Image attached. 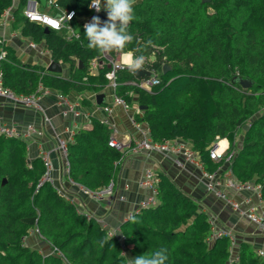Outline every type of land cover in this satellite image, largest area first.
<instances>
[{"label": "trees", "instance_id": "trees-1", "mask_svg": "<svg viewBox=\"0 0 264 264\" xmlns=\"http://www.w3.org/2000/svg\"><path fill=\"white\" fill-rule=\"evenodd\" d=\"M27 0L15 12L22 34L44 42L57 62L68 63L64 77L40 64L25 63L0 41L3 83L16 94H31L39 86L67 95L72 91H100L109 85L110 59L87 47L84 20L91 0H55L73 10L76 36L66 30L45 31L23 15ZM14 0H0V17ZM23 7V8H22ZM135 19L128 26L133 37L124 52L152 41L144 52L145 67L155 68L160 83L146 90L125 66L117 73L116 94L131 105L135 95L143 107L136 121L149 126L153 141L182 139L192 144L205 167L216 170L209 148L227 138L233 152L232 171L240 181L261 184L264 200V0H137ZM124 52L107 53L112 60ZM100 66L92 69L93 60ZM82 63V66L80 65ZM168 63L171 70L163 73ZM251 85L244 87L241 80ZM246 126L241 146L237 137ZM111 130L93 117L68 142V176L92 190L115 181L126 154L109 145ZM42 157L29 159L26 142L0 133V264H130L140 255L166 248V264H264V255L248 241L240 242L232 257L227 236L211 237V220L197 200L159 171L157 203L124 220L118 234L94 216L79 211L46 179ZM5 179V181H4ZM40 234L58 253L42 254L25 244L30 230ZM103 246H101V242ZM234 258V260H232ZM232 260V261H231Z\"/></svg>", "mask_w": 264, "mask_h": 264}, {"label": "crops", "instance_id": "crops-1", "mask_svg": "<svg viewBox=\"0 0 264 264\" xmlns=\"http://www.w3.org/2000/svg\"><path fill=\"white\" fill-rule=\"evenodd\" d=\"M20 5L21 0H14L12 7L5 10L0 17V40L12 47L22 62L40 64L48 68L53 61L51 52L46 49L44 42H36L32 37L24 36L23 23L16 21L14 12L21 7ZM41 8L49 12L54 11L46 5ZM123 56L124 53L120 54L118 59L124 61ZM61 63L63 70L58 74L68 77L70 66L68 63ZM59 94L61 93L53 88L42 92L39 102L41 108L15 105L9 99L0 96V115L8 124L16 126L24 134L30 125L36 128V133L22 137L28 147L29 159L42 157L45 153L49 154L51 160L49 180L64 198L76 205L79 211L96 217L109 229L118 230L121 223L137 211L141 203L151 194L150 189L141 188L138 181L146 169L152 168L157 173L162 171L167 174L178 187L197 200L200 209L205 211L209 219L215 221L218 227L232 229L238 239L237 250H240L242 241H248L256 250L264 249V230L258 228L249 219L240 216L224 200L208 191L206 181L196 164L188 163L185 168H180L173 156L160 153L131 155L126 152L125 159L119 164L120 170L115 179L116 186L112 198L107 197L97 201L83 194L66 173V156L59 150L60 141L64 140L68 144L73 140L77 130L91 126L93 117L106 121L111 130V137L125 145L149 134V126L146 122L136 121L134 118L136 114H143L137 95L134 96L130 108L125 109L113 101V90L109 86L97 92L72 91L65 96L70 103L78 104L82 115L76 117L69 111L67 105L61 103ZM98 94L104 95L101 104L96 100ZM104 106H108L110 110H105ZM245 129L246 126H243L238 134V146L242 144ZM221 140L223 146L229 148L228 139ZM185 142L193 148L190 142ZM227 193L240 202L250 197L251 202L243 204L244 207L257 205L260 210L264 209V200L260 201L251 192L227 189ZM118 235L121 236V233L119 232ZM24 241L26 245L38 249L44 255L52 252L51 243L36 233L28 234Z\"/></svg>", "mask_w": 264, "mask_h": 264}, {"label": "built area", "instance_id": "built-area-1", "mask_svg": "<svg viewBox=\"0 0 264 264\" xmlns=\"http://www.w3.org/2000/svg\"><path fill=\"white\" fill-rule=\"evenodd\" d=\"M106 0H101L102 9ZM91 3V1H90ZM41 4L39 0H27L23 9L24 17L30 21L41 24L44 27H48L49 29L54 30H62L66 29L71 36H76L71 21L76 16L73 10H68L60 7L56 4L55 0H46V6L53 8V12L45 11L41 8ZM93 13L85 18L84 25L90 22L93 16H96L98 12L95 11L94 8H91ZM72 15V19L69 20L66 15ZM59 23L60 27L57 29L54 25ZM1 41V40H0ZM33 45V44H32ZM6 56V51L2 49L0 53V60ZM104 56L110 59L112 63V68L106 73V77L109 80V87L113 90V101L117 104L122 105L125 109L130 108V104L126 101L125 98L116 94V88L118 85L117 82V73L119 70L123 69L126 65L123 60H119L118 58L112 60L108 54L104 53ZM100 66L97 59L92 62V69H98ZM153 73V76L143 77V79L137 81H132L134 84L138 85L141 88L146 90H151L152 86L160 83L159 73L155 68L146 67ZM139 78V77H138ZM48 88L39 86L38 91L31 94H16L10 87H7L3 83V74L0 70V96L9 99L15 105H22L25 107L31 108H41L40 107V98L42 92L47 91ZM60 100L62 104L67 105L69 111H71L74 116L78 117L82 115L77 103H70L66 96L63 94H59ZM105 110H110L108 106H104ZM106 122V121H105ZM28 131L24 134L22 133L16 126L8 124L0 115V133L9 137H20L23 135H29L36 133L37 130L33 126H29ZM109 145L114 147L115 149L123 152H129L131 155H138L142 153H160L163 155L173 156L175 163L180 168H185L188 163L196 164L202 173L203 178L206 181V187L208 191L213 192L218 198L224 200L233 210H235L240 216L249 219L253 222L258 228L264 230V209L260 210L256 205H248L244 207L243 204H248L251 202V198L248 197L244 202H240L234 198H232L228 193L227 189H233L235 191H248L255 195L260 201L262 199V187L261 184L256 183L254 181H240L237 179L231 168V161L234 153L229 152L228 148H225L222 144L221 139H217L209 148V155L212 160L216 162H222L221 165L214 171L208 170L204 163L201 161L199 154L194 148L189 147L185 141L175 139L169 140L165 142H156L153 141L149 134H146L143 138L134 141L129 145H125L113 136L109 140ZM59 150L63 152L66 156L65 162V170L66 173H69L70 164L67 159V143L64 140L60 141ZM43 161L47 168L46 179L49 180V170L51 169V160L49 158V154L45 153L42 155ZM70 181L76 184L79 189L83 192V194L89 196L95 200H102L104 198H112L115 190V181L112 180L105 188L101 190H92L85 185L78 183L70 178ZM160 182V178L158 173L152 169L148 168L145 170L143 176L139 179L138 185L141 188L150 189L151 194L141 203L138 210L141 208L149 207L155 205L158 201L157 193H158V185ZM122 198H124L122 196ZM137 210V211H138ZM133 214V213H132ZM131 214V215H132ZM130 215V216H131ZM211 220V219H210ZM101 224L105 226V224L99 220ZM211 237L216 238L220 236H227L230 239V250H237L238 239L235 232L232 229L228 228H220L215 224V221L211 220ZM106 227V226H105ZM109 229V228H108ZM30 233H36L39 236H42L38 229L30 230ZM29 233V234H30ZM119 234V229H109V235ZM58 253L60 256L64 257L61 252H59L55 247L52 246L51 253ZM239 250H237L232 257H236L238 255ZM257 252L261 255H264V249H258ZM234 258L232 260H234ZM231 260V261H232ZM131 264V263H130Z\"/></svg>", "mask_w": 264, "mask_h": 264}, {"label": "clouds", "instance_id": "clouds-1", "mask_svg": "<svg viewBox=\"0 0 264 264\" xmlns=\"http://www.w3.org/2000/svg\"><path fill=\"white\" fill-rule=\"evenodd\" d=\"M137 0H106L103 5L107 12V20L101 21L98 16H93L90 22L84 25V33L87 37V47L97 50L99 53L124 52L126 46L132 41L133 37L128 33V26L135 19L134 8ZM89 8H94L96 12L102 10L101 0H91ZM72 15H66L69 20ZM57 29L60 24L54 25ZM152 41L137 47L134 51L124 52V62L127 69L133 73L142 70L146 63L147 57L143 54L137 56L135 52H144ZM129 219L136 223V217L130 216ZM103 241L101 246H103ZM166 248L153 250L150 253L135 257L131 264H166L168 260Z\"/></svg>", "mask_w": 264, "mask_h": 264}, {"label": "water", "instance_id": "water-1", "mask_svg": "<svg viewBox=\"0 0 264 264\" xmlns=\"http://www.w3.org/2000/svg\"><path fill=\"white\" fill-rule=\"evenodd\" d=\"M39 1H40V4L42 6L46 5V0H39ZM202 1L203 2H210V0H202ZM96 16H98L102 22L106 21L107 18H108L107 17V12L104 9H102L100 12H98ZM49 30L50 29L48 27H45V31L46 32H49ZM80 65L82 66L81 62H80ZM47 69H48V71L53 72V73H61L62 70H63L62 63L53 60L49 64ZM162 70H163V73H166V72L171 70V66L168 63H165L163 65ZM135 74L139 78L153 76V73L150 70H148L145 66H143V69L142 70H138V72L135 73ZM241 83L243 84L244 87H249L251 85V83L248 80H246V79L241 80ZM96 100H97L98 104H101L103 102V100H104V95L103 94H98L96 96ZM140 108L143 109L142 106H140ZM4 181H5V179H4Z\"/></svg>", "mask_w": 264, "mask_h": 264}, {"label": "rangeland", "instance_id": "rangeland-1", "mask_svg": "<svg viewBox=\"0 0 264 264\" xmlns=\"http://www.w3.org/2000/svg\"><path fill=\"white\" fill-rule=\"evenodd\" d=\"M107 54V53H106ZM237 250L235 249V250H233V252H232V255L236 252Z\"/></svg>", "mask_w": 264, "mask_h": 264}]
</instances>
